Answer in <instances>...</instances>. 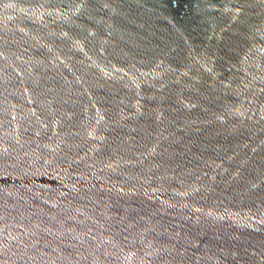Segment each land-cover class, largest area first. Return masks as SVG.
Here are the masks:
<instances>
[{
    "label": "water",
    "instance_id": "obj_1",
    "mask_svg": "<svg viewBox=\"0 0 264 264\" xmlns=\"http://www.w3.org/2000/svg\"><path fill=\"white\" fill-rule=\"evenodd\" d=\"M0 264H264V0H0Z\"/></svg>",
    "mask_w": 264,
    "mask_h": 264
}]
</instances>
